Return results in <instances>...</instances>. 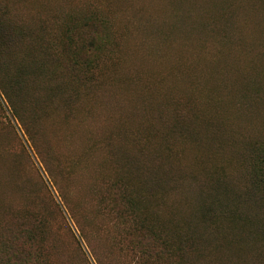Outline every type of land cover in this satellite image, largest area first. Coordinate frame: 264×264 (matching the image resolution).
I'll list each match as a JSON object with an SVG mask.
<instances>
[{"label": "trees", "instance_id": "1", "mask_svg": "<svg viewBox=\"0 0 264 264\" xmlns=\"http://www.w3.org/2000/svg\"><path fill=\"white\" fill-rule=\"evenodd\" d=\"M21 1L0 0V121L19 123L49 180L58 185L50 174L47 148L39 142L69 124L77 89L100 81L103 55L113 45L111 24L92 8L83 18L63 19L60 33L48 29L46 21L34 27ZM133 98L112 93L100 105L102 113H92L95 119L105 116L100 129L119 117L136 123L134 130L123 131L119 124L110 128L122 136L134 131L130 135L138 147L131 152L114 136L103 141L110 160L97 192L103 222L93 232L81 231L91 252H82V263L106 264L98 256L104 243L129 264H264V142L251 145L237 190L230 187L222 164L204 180L188 170L172 175L161 153L175 156L173 145L194 142L180 134L187 126L174 113L168 116L164 106H142V97ZM55 112L63 115V126ZM23 149L26 159L17 160L16 167L0 153V264H59L60 247L51 233L69 223L41 170L36 167L37 174L30 175L31 153ZM153 153L152 161L159 164L150 166L144 160ZM74 162H64L66 175H74ZM76 245L83 251L80 239Z\"/></svg>", "mask_w": 264, "mask_h": 264}, {"label": "rangeland", "instance_id": "2", "mask_svg": "<svg viewBox=\"0 0 264 264\" xmlns=\"http://www.w3.org/2000/svg\"><path fill=\"white\" fill-rule=\"evenodd\" d=\"M19 7L32 26L46 21L48 29L59 33L64 20L83 18L92 8L111 24L113 45L103 55L100 81L83 83L68 127H58L48 141L39 142L43 150L47 148L50 174L58 185L49 180L19 123L12 118L0 121V153L16 167L17 160L26 159L25 145L32 158L30 175L39 168L63 205L69 228L51 233L60 247L56 263L83 264L82 252L91 254L81 231L93 232L103 222L97 192L110 168L103 141L114 136L131 152L138 147L131 139L134 131L122 136L110 128L119 124L123 131L134 130L133 121L119 117L111 120L109 128L105 124L100 129L105 116L92 117L102 113L100 105L112 93L116 98L120 93L124 100L142 97V106H164L168 116L174 113L187 126L180 134L194 142L173 145L175 156L161 153L162 162L172 170L166 168L167 172L188 170L204 180L215 165L222 164L230 187L238 189L244 176L241 165L251 145L264 142V0H22ZM57 115L55 120L63 126V115ZM154 155L144 162L159 164L152 161ZM71 158L73 176L66 175L64 167ZM79 239L83 251L76 245ZM99 248L104 263L129 264L116 250L109 248V255L108 245Z\"/></svg>", "mask_w": 264, "mask_h": 264}]
</instances>
